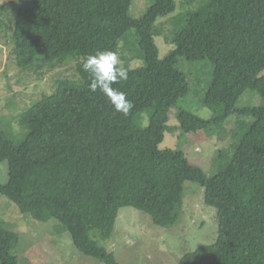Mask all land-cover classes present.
<instances>
[{
    "label": "trees",
    "instance_id": "obj_1",
    "mask_svg": "<svg viewBox=\"0 0 264 264\" xmlns=\"http://www.w3.org/2000/svg\"><path fill=\"white\" fill-rule=\"evenodd\" d=\"M149 2L138 18L135 0H22L11 21L14 63L39 78L73 64L74 75L52 80L51 93L17 121L18 133L4 126L20 140L0 124V165L9 172L0 195L35 221L54 220L83 254L119 264L96 240L112 237L119 210L132 207L172 227L184 184L194 182L216 209L218 237L179 264H264V83L252 87L264 73V0H201L175 15L176 0ZM157 37L176 46L162 60ZM102 50L145 60L113 85L133 105L127 114L89 90L83 63ZM197 65H207V78ZM216 83L243 104L208 102ZM233 116L230 148L212 177L190 162L180 141L176 150L161 147L166 133L214 137ZM13 246L0 223V264H30L20 263Z\"/></svg>",
    "mask_w": 264,
    "mask_h": 264
},
{
    "label": "rangeland",
    "instance_id": "obj_2",
    "mask_svg": "<svg viewBox=\"0 0 264 264\" xmlns=\"http://www.w3.org/2000/svg\"><path fill=\"white\" fill-rule=\"evenodd\" d=\"M192 1L191 5L188 3ZM22 0H0V124H6L19 132L21 115L43 94H50L53 81L58 77L73 76L74 65H62L47 71L39 78L33 69H21L14 63L12 50L14 13ZM177 10L173 14L185 11L190 6H197L201 0H176ZM149 0H135L134 16H143L150 7ZM192 9V8H191ZM172 15V16H173ZM162 21V19H160ZM160 49V59L175 51L176 46L166 44L162 37L156 38ZM122 45V43L120 44ZM122 68L135 69L145 65L143 58H130L125 54L119 57ZM207 65H197L196 71L201 78L209 76ZM53 80V81H52ZM264 83V73L252 87ZM245 98V96L243 97ZM241 99V100H240ZM243 104V99L223 89L216 83L209 100L224 101L228 104ZM205 119L211 117L208 108L191 107ZM228 120L225 129L214 137H207L203 132L192 136L180 137V133H166L163 149H177V143H183V150L190 162L203 169L209 177L217 172L221 151L230 148L232 130L235 118ZM172 122L178 124L175 117ZM147 124V120L145 121ZM15 140L21 136L12 135ZM180 138V139H179ZM8 164L0 165V184L8 181ZM205 189L199 184L187 181L184 184V205L178 222L172 227L156 225L150 216L132 207H123L114 226L109 240L96 238L97 242L113 253L119 264H179L186 254L201 246L212 245L218 237V219L216 209L204 201ZM0 223L8 227L14 236L12 254L17 256L20 263L30 264H104L80 252L68 233L59 235L56 228L49 222L35 221L28 214H23L18 206L0 195ZM50 223V224H49Z\"/></svg>",
    "mask_w": 264,
    "mask_h": 264
},
{
    "label": "clouds",
    "instance_id": "obj_3",
    "mask_svg": "<svg viewBox=\"0 0 264 264\" xmlns=\"http://www.w3.org/2000/svg\"><path fill=\"white\" fill-rule=\"evenodd\" d=\"M120 64L115 52L102 50L87 55L83 69L91 76L89 90L93 93L101 92L117 112L127 114L133 107L131 101L119 88L113 87L114 84L128 79L127 71Z\"/></svg>",
    "mask_w": 264,
    "mask_h": 264
}]
</instances>
